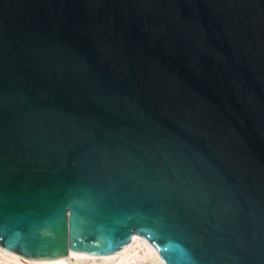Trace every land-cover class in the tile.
I'll return each mask as SVG.
<instances>
[{
	"label": "water",
	"instance_id": "water-1",
	"mask_svg": "<svg viewBox=\"0 0 264 264\" xmlns=\"http://www.w3.org/2000/svg\"><path fill=\"white\" fill-rule=\"evenodd\" d=\"M136 236L264 264V0H0V245Z\"/></svg>",
	"mask_w": 264,
	"mask_h": 264
},
{
	"label": "bare ground",
	"instance_id": "bare-ground-1",
	"mask_svg": "<svg viewBox=\"0 0 264 264\" xmlns=\"http://www.w3.org/2000/svg\"><path fill=\"white\" fill-rule=\"evenodd\" d=\"M137 247H144L151 255L157 257L159 261H161V263L165 264L157 248L153 244H151L148 240L140 236H136L135 241L129 244L124 249H122L117 255L127 254L128 252L131 251L132 248H136L133 254L138 255L139 249ZM70 256H73L71 255V251L68 256H62L56 259H32L23 256L17 252L8 250L0 245V264H52V263L64 262ZM114 256L108 255L103 257H114ZM75 257H82V256H75Z\"/></svg>",
	"mask_w": 264,
	"mask_h": 264
},
{
	"label": "built area",
	"instance_id": "built-area-1",
	"mask_svg": "<svg viewBox=\"0 0 264 264\" xmlns=\"http://www.w3.org/2000/svg\"><path fill=\"white\" fill-rule=\"evenodd\" d=\"M138 255L133 254L136 248H132L127 254H121L114 257L97 256H70L64 262L52 264H163L159 259L151 255L144 247H137Z\"/></svg>",
	"mask_w": 264,
	"mask_h": 264
},
{
	"label": "snow or ice",
	"instance_id": "snow-or-ice-1",
	"mask_svg": "<svg viewBox=\"0 0 264 264\" xmlns=\"http://www.w3.org/2000/svg\"><path fill=\"white\" fill-rule=\"evenodd\" d=\"M86 202H87L88 204H91V203H92V201H91L90 198L87 199ZM77 203H78V205H79L80 202H77ZM63 206H64V204H63V201H62V200H61V202H59V203H54V204H53V211L59 212V211L62 209Z\"/></svg>",
	"mask_w": 264,
	"mask_h": 264
}]
</instances>
